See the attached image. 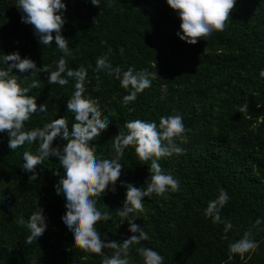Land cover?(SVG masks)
<instances>
[{"label": "trees", "instance_id": "obj_1", "mask_svg": "<svg viewBox=\"0 0 264 264\" xmlns=\"http://www.w3.org/2000/svg\"><path fill=\"white\" fill-rule=\"evenodd\" d=\"M17 2L0 0V53L19 52L37 67L45 64L56 70L63 54L54 41L47 46L38 43L33 27L21 22ZM62 2L67 6L62 35L71 50L64 57L67 66L87 69L84 96L97 101L102 117L111 121L91 142L96 155L115 158L113 138L127 133L126 121L159 124L161 117L180 115L186 129V142L176 140L184 154L158 159L164 172L179 181V190L145 197L143 212L130 214L149 236L131 247L130 264H143L136 252L140 246L157 251L163 264H264V223L255 224L257 219L264 221V77L259 75L264 69V0H237L224 31L213 32L196 45L177 37L180 20L166 0H111V7L109 0H99V7L90 0ZM102 56L113 68L126 71L133 66L157 76L135 101L124 104L128 90L120 80L96 71V60ZM13 74L20 77L22 87L40 79V88L28 94L36 97L38 106L47 104V113L34 114L26 129L64 117L71 131L74 114L67 111V100L75 91L74 79L61 87L49 85L45 73L32 76L31 70L13 69ZM245 101L248 111L241 113ZM65 144L57 137L52 146ZM38 147L39 141L26 142L11 151L7 135L0 133V264H100L99 255L73 244L72 233L61 220L66 208L54 188L59 179L54 173H64L58 158H46L37 166L38 179L29 183L23 152L37 155ZM119 162L124 167L116 191L94 197L97 209L108 212L111 220H101L95 227L102 238L122 241L132 235L127 221L121 224L117 215L126 199L122 184L144 186L151 160L140 161L129 146ZM221 188L230 198L220 213L233 225L227 232L224 224L205 215ZM38 207L44 209L47 229L27 244L30 232L19 221L21 217L27 221ZM245 232L251 233L258 248L243 256L231 254L228 245Z\"/></svg>", "mask_w": 264, "mask_h": 264}, {"label": "clouds", "instance_id": "obj_2", "mask_svg": "<svg viewBox=\"0 0 264 264\" xmlns=\"http://www.w3.org/2000/svg\"><path fill=\"white\" fill-rule=\"evenodd\" d=\"M90 2L99 7V0ZM166 3L180 20L177 37L188 45H196L213 32L224 31L237 0H166ZM107 6H112L111 0ZM16 7L22 13L21 22L33 27L38 43L47 46L54 41L63 55L55 65L56 70H50L52 67L45 64L37 67L33 60L22 58L19 52L7 55L0 53V133L7 135L11 151L21 148L26 142L32 144L39 141L37 155L29 151L23 152V171L31 173L29 183L38 179L37 166L46 158H58L64 173H54L59 177L54 188L56 194L65 199L66 213L61 220L72 233L73 244L85 252L99 255L100 264H130L131 247L149 239L144 229L133 222L135 219L130 218V214L143 212L145 197L162 195L169 189L173 192L179 190V181L172 174L164 172L158 159L184 154L185 149L176 143L178 138L181 143L186 142L183 137L186 131L183 118L180 115L164 116L160 118L159 124L140 119L126 121L124 128L127 133L119 132L113 138L115 158L98 157L91 142L107 130L111 121L102 117L97 101L84 96L87 69L83 65L76 69L67 66L64 57L70 56L71 50L68 40L62 35L66 4L62 0H18ZM95 21L96 19L94 23ZM101 43L105 44L106 41ZM13 69L20 73L31 70L32 76L45 73L49 85L63 87L69 83V79L76 81L75 91L67 100V111L74 114L71 131L64 117L46 123L42 128H25L26 122L34 114L47 113V104L38 106L36 97L28 94L31 89L40 88V79L33 80L29 87H22L18 82L20 77L13 74ZM96 71H105L107 75L120 80L121 87L128 90V94L123 96L124 104L135 101L137 95L148 89L152 79L157 76V72H149L147 69L136 71L133 66H129L126 71H122L120 67L113 68L108 63L107 56L97 58ZM259 75L264 77V69L260 70ZM247 111L248 104L245 101L239 112ZM57 137L66 141L63 148L52 146ZM129 146L134 147L140 161L151 160L150 176L142 187L131 183L122 184L126 188V199L123 207L117 208V215L122 218L121 224L127 221L132 235L122 241L109 240L107 236L102 238L95 226L101 220H111V216L108 212L101 213L97 209L94 197L106 191H116V182L124 167L119 161ZM229 199L226 190L221 188L217 198L210 200L205 209V215L212 218L213 223L224 224L225 232L233 227L230 221L222 219L220 215ZM46 220L41 207L27 221L21 217L19 223L26 225L30 232L26 238L27 244L37 241L44 234L47 229ZM261 223L264 221H255L256 225ZM250 236V232H245L242 238L230 243L229 252L241 256L254 252L259 245ZM224 238L227 239L226 236ZM136 252L143 264H163L164 257L151 248L140 246L136 248Z\"/></svg>", "mask_w": 264, "mask_h": 264}]
</instances>
